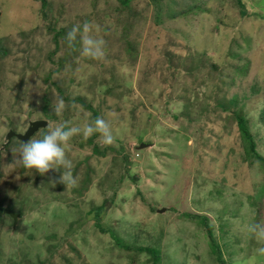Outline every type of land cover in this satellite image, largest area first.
Returning a JSON list of instances; mask_svg holds the SVG:
<instances>
[{
	"label": "rangeland",
	"instance_id": "1",
	"mask_svg": "<svg viewBox=\"0 0 264 264\" xmlns=\"http://www.w3.org/2000/svg\"><path fill=\"white\" fill-rule=\"evenodd\" d=\"M43 1L0 0V202L20 216L14 227L5 211L6 217L0 215L5 226L0 240V264H152L147 254L118 248L111 236L97 229L95 221L88 217L93 206L112 199L115 204L104 222L105 228L121 227L131 232L136 227L141 246L159 245L175 261L186 260L185 264H216L205 229L184 218V214H209L216 220L220 211L238 202V210L244 204L241 220L251 210L248 196L256 193L263 174L258 162L247 163L236 118L230 113L241 104L230 107L228 112L212 114L196 108L193 120L187 112L175 120L174 109L169 115L165 111L180 100L184 83L203 93L207 84L218 82V67L229 77L234 69L247 65L251 70L248 80L259 85L248 93L252 102H247L246 107L249 112L252 110L251 129L259 142V153L264 156V122L256 118L264 108V0H242L245 15L238 0H133L130 8L138 19L129 39L137 45V51L131 55L128 41L122 37V21L132 15L124 13L121 17L117 13L119 0H47L55 5L54 16L49 17L45 16ZM192 6L201 7L192 10ZM60 9L62 17L56 12ZM141 10L144 14L138 12ZM54 19L59 20L57 33L66 28L80 29L79 46L73 54L75 62L63 68L61 59L71 49L61 38L54 42ZM85 24L89 25V32H83ZM87 36L104 41L102 58L82 54V40ZM171 55L178 57L177 64ZM181 62H187L190 71ZM170 82H178L180 87L174 84V89L168 88L174 94L163 99V89ZM56 85L65 90L63 97L70 102L82 98L99 111L114 136L113 143L106 145L97 133L94 144L100 146L101 154L94 153V147L89 145L95 134L71 138L66 156L72 162L76 182L66 184L65 189L57 183L58 170L26 177L21 156L15 152L16 163H11L12 156L6 152L13 128L14 132L25 134L31 122L41 121L40 115L30 116L31 108L40 107L46 96L54 103L58 96ZM154 88L158 89L156 96ZM21 92L26 94L25 99H17ZM199 100L205 101L203 97ZM61 101L57 103V119L48 121V129H42L36 138L66 122L64 111L69 104L62 101L61 106ZM251 104L255 107L251 108ZM181 108L189 109L190 101H183ZM71 110L67 122L70 127H83L94 120L92 111L82 104ZM226 133H233L229 148L223 140ZM120 140H126L124 152ZM124 156L128 158L127 165ZM89 169L92 181L85 185ZM214 181H218L216 188L225 190L207 205V192L215 189ZM262 206L260 221L252 222L254 226L264 227V200ZM171 207L178 212H169ZM227 213L236 215L237 209L225 210L222 215ZM237 226L235 230H240L232 235L234 238L248 228ZM249 247L232 261L264 264V236L257 234V242Z\"/></svg>",
	"mask_w": 264,
	"mask_h": 264
},
{
	"label": "trees",
	"instance_id": "2",
	"mask_svg": "<svg viewBox=\"0 0 264 264\" xmlns=\"http://www.w3.org/2000/svg\"><path fill=\"white\" fill-rule=\"evenodd\" d=\"M119 2H120V6H119V8H117V11H118L117 13L121 17H123L122 15L124 13H128V14L130 13L132 15L131 18H127V19H125V21H122L121 17L118 20L119 22L122 21V26H125L124 28L122 27V29H123L122 30V32H123L122 37H124V39H126L128 41L127 47H128V51L130 52L129 54L131 55L132 52L135 53L137 51L136 50L137 45L135 46L134 43L129 39L130 38L129 35L136 28V25H137L136 20L138 19V14L135 11H133L132 8H130V5L133 2V0H119ZM237 2L239 4V6H241L240 7L241 12L243 13V15H245V13H247V10H245L246 6L243 4L242 0H238ZM200 5L202 6V4H200ZM43 6H44L43 8H44L46 17H49V15L54 16L53 15L54 11H55V5L54 4L53 5L49 4L47 2V0H44ZM201 6H199V7L192 6L191 8H192V10L194 8L200 9ZM56 12L58 13V15L60 17L63 16V11L61 9L57 10ZM138 12L140 14H144V12L142 10L138 11ZM166 15H168V13ZM58 23H59V20L54 19V23H53L54 27L51 28L52 33L55 34L56 40H54V42L57 43V40L61 38L64 41V43L66 44L67 48L71 49V50H68V52L65 54V57H63L61 59L60 65L63 68L67 63L75 62L73 54L78 49L79 38H78V36H76V39L74 41H69L68 34L71 32L70 28H66L62 32L57 33L55 27ZM8 53H10V52L7 51V54ZM177 53H180V51L177 50ZM172 56L173 55H171V59H173V63L177 64V63H175L177 61L175 58H178V57L173 56L174 57L173 58ZM176 56H177V54H176ZM244 58H246V57H244ZM242 60H244V59H242ZM241 63L244 65V62H240L239 65H242ZM180 65L186 66L187 62H184ZM188 67L189 66L187 65L186 70L190 71L191 68L189 69ZM241 67H243V68L241 69L239 67L238 70L234 69V71L230 73L231 76H229V77L225 76V72L223 71V69L218 67L216 70L217 72L220 73V77L218 79V82L215 81L217 83L213 86H212V84H211V86L209 84H207L206 89H204L203 93L195 91V89H193V87H189L186 83H184L181 86L183 89V93L180 96V100L177 99L178 101H176L177 105L174 102L173 108L171 106H169L165 111L166 112L165 114L169 115L168 113H172V111L170 109H174L175 113H172V114H173V118L175 120L180 119L183 115H185V112H187V113H189L188 118L193 120V116H194L193 112H195L196 108H198L199 110L201 109L203 111L208 110L207 114H212V113H215L217 111L228 112V109H230V107H236V105L241 104L240 108H238L236 111H232L230 113H233L235 118H236L237 133H238L239 137L241 138V140L244 144L246 158L249 159L247 161V163L249 165H253L255 162H258L259 166H261L260 169H261L262 174H263V182L258 184L256 193L248 196L250 199L249 206H250L251 210L248 213L245 212V216L242 215V218H243V216H244V218L241 220L239 219V217H240V213L242 211L244 204H242L241 209L238 210V208H239V205H237L238 202H237V204L232 205V207L225 209V210L237 209L236 215L232 214V213H227L225 215H222V213L225 211V210H222V211H220L219 217L216 220L209 214H205V215H197L196 214V216H193L190 213L184 214L185 215L184 218L197 222V224L202 229H205L206 234L210 240V244H209L210 245V255L216 264H235V262L232 261L233 257L237 256L238 254L245 253V250L250 248L249 247L250 245H253L254 243L257 242V234H254V232H252V229L254 226L252 222H259L260 221V211L263 209L262 201L264 200V156L260 154L261 152L259 151V142H258L256 136L254 135V133L252 132V129H251V125H252L251 121L253 118L250 117V114H251L252 110L249 112V110H247V107H246L247 102H250V103L252 102V100H251L252 97L248 93L252 92L256 88V86H258L259 84L257 85V82H253L254 80H252V81L248 80V75L251 74L250 68L248 69L249 66L246 65V66H241ZM175 72H177V71H175ZM244 76H247V78H244ZM175 78H177V77H175ZM228 81L231 84H229ZM177 83L174 82V84L176 86H179V84L177 85ZM169 84H170V87L168 86ZM174 84H173V82L167 83L166 89H163L164 90L163 91L164 93L162 94L163 99L165 98V96L167 94L170 95V97L172 94H174L173 91L168 90V88L174 89ZM56 87H57V85H56ZM57 88H58V96L54 97V103H52V100L50 99L49 96L44 97L43 101H42L43 104H41L40 107H38V108L32 107L31 108L32 109V111L30 113L31 117H34L35 115L36 116L40 115L43 117L40 119L42 122H44V121L45 122L55 121L57 119V113H58L57 112V103L60 100L65 101V102H67V104H69L67 107V110L64 111L66 124H67V122H69V120L71 118L70 117V115L72 113L71 108H73L74 105H76V104H82L87 109L92 111L94 120L97 117H100L99 111H97L96 109H93L92 106L87 105V103L84 99L78 98L77 100L70 102L69 98L63 97L65 90H63L59 85ZM153 90H154L153 94H154V96H156L158 89L154 88ZM199 93L203 94L204 96H199ZM25 95L24 94L22 95V92H21V93H19L17 99H20V100H22L23 98L25 99ZM197 96H198V99H196ZM170 97H168V98H170ZM186 97H189V99H187ZM201 97H203L205 99L204 102H201L199 100V98H201ZM152 101H153V99H152ZM183 101L184 102L190 101V108L185 110V111H184L185 108H181V103ZM212 101H213V103H212ZM229 102H237V103L236 104H234V103L230 104ZM152 107L156 110V106L154 105V101L152 102ZM254 107L255 106L251 104V108H254ZM256 118L258 119V121L264 122V108ZM197 119L198 118L196 117V120ZM218 122L221 123L220 120ZM198 124H201L200 121L198 122ZM12 125L13 126L15 125L14 121H12ZM263 125H264V123H263ZM222 128L223 129L225 128L224 124L222 125ZM45 129L47 130L48 128H44L43 130H45ZM12 131H13V133L18 134L16 132H14V131H16L15 128H13V130H11L10 132L12 133ZM41 131H42V129L38 133H36L31 139L36 138V136ZM220 133H221V135H223L222 131H220ZM98 134H95L92 138L89 139V145L94 147L93 148L94 153L101 154L100 153L101 152L100 146L94 144V140H96V138L99 136ZM230 134L231 135L227 134L226 136L223 137V140H225V143H229L228 148L231 147V143L233 142L232 141L233 140V133H230ZM8 136L9 135L7 134V137ZM203 136H204V133L201 132V138L200 139H203L205 137V136L204 137ZM176 140H179V138L177 137ZM119 142H120L119 144H122L120 149L122 152H124L125 150H123V149H125L124 143L126 142V140H120ZM24 143L25 142L20 140L17 136L12 137L10 140L7 139L6 152L10 153L12 156L11 159H9V162L16 163V159H15L16 155L21 156L22 146ZM141 143H142V141H141ZM82 147H84L83 144H82ZM14 153L16 155H14ZM123 158L125 161L124 163L127 165L128 164V158L125 156ZM2 159L3 158L0 156V182H1L2 177H3V174L1 172V168H2L1 160ZM87 160H88V158H87ZM22 166H23V164H22ZM17 169L20 171L21 166H20V168L18 167ZM17 169H16V171H17ZM89 170L90 171H87L88 174L86 175L85 185H88V184L90 185V183L92 181V170L91 169H89ZM24 173H27L26 177L27 176L30 177V174H33V173L35 175L40 174V173L36 172L34 169H26V168H24ZM47 173H49V171ZM47 173L40 174V175L45 176ZM61 173H62L61 169L56 172V176L58 178L57 183L62 186L61 189H65L66 184H64L60 181ZM243 173L246 174V172H243ZM132 179L135 182H137L136 179H134V178H132ZM175 182H176V180H174V183ZM214 183H215V181H214ZM49 184H51V183H49ZM85 185H84V188H86ZM216 187H218V181H216V183H215V189L214 190L211 189L207 192L209 194L208 198H206V201H207L206 204L207 205L211 204L210 203L211 200L215 201L218 197H221L223 195L222 192L225 190V187H220V188H216ZM76 191H79V193H81V190H76ZM234 196H236V195H234ZM2 202L3 201L0 202V215L2 217H6L4 211H9L11 209L10 208H4L2 205ZM114 204H115V201L113 199L111 201L105 200L104 203H102V205L93 206L91 208V210L88 212V217L90 219L92 218L95 221V226L97 229H99L104 234H109L111 236V238L114 240V243L116 244V246L118 248L125 250V251H128V252L135 251V253H137V254H147L148 256L151 257L150 261L152 262V264H178L177 262L179 260L175 261L173 258H171L172 255L169 254L168 251H166V250L164 252L160 248L159 245H154V246H151V245L150 246H144V245L141 246V245H139L140 236L135 231L136 227L132 226L133 230H131V232H130V230H124L121 227L118 230H116L114 227L113 228L112 227L111 228H105L104 222L108 218V215L110 214V210L113 209ZM233 206H235V207L233 208ZM152 210L154 211L155 209L152 208ZM168 211L174 212V213L178 212L177 209L173 208V207H171ZM13 212L16 213V211H13ZM224 216H226V217L223 218ZM248 220H251V223L248 222ZM247 222H248V224H247ZM121 224L122 223L119 221L118 225H121ZM216 225L219 226L218 230H216ZM236 225H239L237 227H240V225H243L244 227L248 226L247 231L244 232V233H247V235H246L247 237L244 236L243 232H242V234H240L241 236L237 235V236H235V238H234V236L232 237V235L238 230V228H237V230H235V228H234V227H236ZM4 228H5L4 223L0 222V240H1ZM218 233L220 234V237H219L220 239L217 238ZM244 238H247V241H245ZM187 249H189V248H187ZM188 254H190L189 251H188ZM193 256H196V255L194 254ZM191 257H192V255L189 257V259ZM185 263H186V260L184 263L179 261V264H185Z\"/></svg>",
	"mask_w": 264,
	"mask_h": 264
},
{
	"label": "clouds",
	"instance_id": "3",
	"mask_svg": "<svg viewBox=\"0 0 264 264\" xmlns=\"http://www.w3.org/2000/svg\"><path fill=\"white\" fill-rule=\"evenodd\" d=\"M88 24L83 26V32H89ZM79 28H73L68 34L69 41L76 39ZM82 54L86 57L100 59L105 55L104 41L95 39L92 36L84 37L82 40ZM63 102L61 101V106ZM59 107L57 111H59ZM99 133L104 144H112L114 136L112 129L105 119L97 117L83 127H69L66 123L57 124L54 128L44 133L40 138H33L22 146L21 161L26 169H34L40 174L47 173L50 169H64L60 181L64 184H75L72 175V162L66 156V145L74 135L82 134L84 137H91ZM258 235L264 236V227L253 226L252 229Z\"/></svg>",
	"mask_w": 264,
	"mask_h": 264
},
{
	"label": "water",
	"instance_id": "4",
	"mask_svg": "<svg viewBox=\"0 0 264 264\" xmlns=\"http://www.w3.org/2000/svg\"><path fill=\"white\" fill-rule=\"evenodd\" d=\"M49 125L48 122H42V121H35L32 122L30 125L29 130L25 133V134H15V133H11V135L8 137V140H10L12 137L17 136L20 140L27 142L28 140H30L36 133H38L41 129L47 128ZM145 145H143L141 147L140 150L144 149ZM139 150V148H138ZM166 210V209H165ZM163 210V211H165ZM6 214H8L14 221V227L17 226L18 222H19V215L14 214L11 211H5Z\"/></svg>",
	"mask_w": 264,
	"mask_h": 264
}]
</instances>
